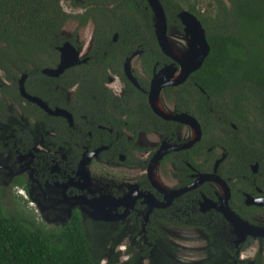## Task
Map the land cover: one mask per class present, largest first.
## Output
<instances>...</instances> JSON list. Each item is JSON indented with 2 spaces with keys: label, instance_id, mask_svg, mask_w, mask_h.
Here are the masks:
<instances>
[{
  "label": "flooded vegetation",
  "instance_id": "flooded-vegetation-1",
  "mask_svg": "<svg viewBox=\"0 0 264 264\" xmlns=\"http://www.w3.org/2000/svg\"><path fill=\"white\" fill-rule=\"evenodd\" d=\"M133 1L0 0L4 23L31 14L43 46L0 70V207L38 235L73 230L97 264H264V128L215 121L227 114L196 70L176 83ZM198 237L207 256H177Z\"/></svg>",
  "mask_w": 264,
  "mask_h": 264
},
{
  "label": "trees",
  "instance_id": "trees-1",
  "mask_svg": "<svg viewBox=\"0 0 264 264\" xmlns=\"http://www.w3.org/2000/svg\"><path fill=\"white\" fill-rule=\"evenodd\" d=\"M141 1L147 5L146 0ZM159 1L168 25H180L176 13L185 9L196 16L205 30L209 52L191 77L215 109L227 114L216 115L215 121L240 119L254 124L255 114H260L263 121L264 0H207L203 11L199 7L201 0ZM137 5L134 0L128 6L137 10ZM11 14L6 23L0 17V70L14 76L27 68L30 60L24 56L43 46L34 35L31 14L24 17L20 28L16 27L14 13ZM58 26L55 21V29ZM146 28L154 44L150 7ZM74 233L71 230L62 237L38 235L0 207V264H97L99 259L90 253L87 240ZM153 259L152 264H158ZM131 261L125 264H132Z\"/></svg>",
  "mask_w": 264,
  "mask_h": 264
},
{
  "label": "water",
  "instance_id": "water-1",
  "mask_svg": "<svg viewBox=\"0 0 264 264\" xmlns=\"http://www.w3.org/2000/svg\"><path fill=\"white\" fill-rule=\"evenodd\" d=\"M146 1L152 10L154 33L157 43L162 52H164L174 61L178 62L180 65V74L176 83H178V81H183L191 72L197 70L200 67L204 58L209 52V45L205 37V30L195 15L185 9L181 10L178 13V17L181 24L183 25V33L187 38V43L184 50H178L172 45L168 38L166 16L162 4L159 0ZM176 54H179V56H176ZM64 66L65 65L63 62H61L58 68L59 71L62 70ZM57 70L54 72H58ZM158 77L159 75L156 78ZM163 85H165V83L160 84L157 89H160ZM20 90L24 93L22 86ZM24 95H26L28 99L34 100V98L29 97L27 94L24 93ZM220 210L226 218L230 219L231 221L240 222V224H243L247 231L250 229L254 230L256 228L249 223L242 221L234 212L229 209L227 204L224 205V207H222Z\"/></svg>",
  "mask_w": 264,
  "mask_h": 264
},
{
  "label": "rangeland",
  "instance_id": "rangeland-1",
  "mask_svg": "<svg viewBox=\"0 0 264 264\" xmlns=\"http://www.w3.org/2000/svg\"><path fill=\"white\" fill-rule=\"evenodd\" d=\"M208 2L207 0H201L199 7L202 9V11L205 9ZM167 35L172 43V45L178 49V50H184L186 48L187 38L184 36V33L182 30H180L176 25H172L167 27ZM260 114H255L254 122L258 127L264 128V120L262 121ZM183 246H186L185 248H178L177 249V256H182L183 258H190L189 260H192V262H197L201 258L207 256V243L203 237L198 238H191V239H182ZM132 245L137 244L138 241L130 242ZM253 244H249L247 247H249L248 252L254 253V247ZM187 248V249H186ZM252 253H244L243 256L245 257H251ZM121 254V253H120ZM264 256V255H263ZM104 260V261H103ZM101 262L104 263L106 259H103ZM124 261V259H122ZM100 263V261H99ZM100 263V264H102ZM118 264H122L121 261ZM141 264H151L149 260H144L141 262Z\"/></svg>",
  "mask_w": 264,
  "mask_h": 264
},
{
  "label": "bare ground",
  "instance_id": "bare-ground-1",
  "mask_svg": "<svg viewBox=\"0 0 264 264\" xmlns=\"http://www.w3.org/2000/svg\"><path fill=\"white\" fill-rule=\"evenodd\" d=\"M176 56H179V54H176Z\"/></svg>",
  "mask_w": 264,
  "mask_h": 264
}]
</instances>
